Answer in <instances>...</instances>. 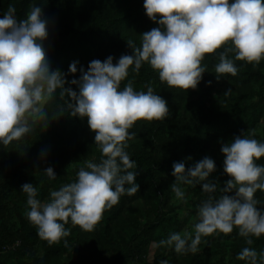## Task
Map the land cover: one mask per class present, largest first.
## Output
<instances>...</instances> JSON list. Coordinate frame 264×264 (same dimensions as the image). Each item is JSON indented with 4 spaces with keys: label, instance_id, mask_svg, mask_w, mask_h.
Segmentation results:
<instances>
[{
    "label": "trees",
    "instance_id": "16d2710c",
    "mask_svg": "<svg viewBox=\"0 0 264 264\" xmlns=\"http://www.w3.org/2000/svg\"><path fill=\"white\" fill-rule=\"evenodd\" d=\"M143 3L0 0V17L9 5L16 8L18 19L25 18L32 5L42 7L49 26L48 63L71 81L92 60L112 56L115 64L122 55H131L127 42L139 47L140 35L158 27L145 15ZM222 50L205 55L202 64L207 71L195 90L168 87L146 62L139 72L129 69L121 88L128 80L137 91L151 86L167 102L169 115L163 121H138L129 130L134 136L125 150L136 163L130 171L136 172L138 192L121 196L117 205L103 212L92 231L69 222L67 246L64 240L49 243L38 236L27 217V196L21 192L22 185L33 184L38 198L46 201L50 191L74 182L86 162L98 163L102 158L87 120L73 117L67 106L69 98L61 97L57 90L45 105L46 120L36 122L21 140L0 145V264H244L236 259L244 247L264 251V236L252 238L248 245L238 229L204 237L194 253L177 254L158 246L174 232L193 235L199 205L207 199L199 185L182 186L185 198H176L171 189L174 163L191 157L187 168L205 156L212 158L216 170L210 179L222 188L230 177L223 172L221 142L242 133L264 142V60L234 61L237 75L217 80L215 65ZM73 62H77L75 75L68 73ZM41 153H45L44 159ZM257 163L264 164V158ZM48 167L53 168L55 180L44 174ZM255 198L258 207L264 208V192L258 190Z\"/></svg>",
    "mask_w": 264,
    "mask_h": 264
},
{
    "label": "clouds",
    "instance_id": "9594fccd",
    "mask_svg": "<svg viewBox=\"0 0 264 264\" xmlns=\"http://www.w3.org/2000/svg\"><path fill=\"white\" fill-rule=\"evenodd\" d=\"M143 8L158 27L140 35V46L129 40L131 55H122L115 64L112 56L92 60L71 81L48 63L49 26L42 7L32 5L25 18L18 19L16 8L9 5L0 17V145L21 140L36 122L46 120L45 105L59 90L61 97L69 98L71 115L87 120L102 154L98 163L86 162L74 182L50 191L46 201L38 198L36 186L22 185L28 220L49 243L64 240L67 246L69 222L92 231L103 212L117 205L121 196L139 190L136 172L130 171L136 163L125 150L134 136L129 130L138 121H163L170 110L151 86L137 91L128 80L121 88L130 68L139 72L146 62L168 87L186 91L197 88L207 71L202 64L205 55L218 49L223 50L215 65L217 80L237 75L234 61L264 60V0H144ZM68 73H77V62L69 65ZM220 152L223 172L230 177L222 188L210 179L216 166L208 156L187 168L191 157L173 164L171 189L176 198H185L182 186L199 185L207 199L199 205L193 235L174 232L158 246L185 254L196 252L204 237L234 229L248 245L252 238L264 236V208L258 207L255 198L258 190L264 192V164L257 163L264 158V142L242 133L221 142ZM44 157L41 153L40 158ZM44 174L50 180L57 178L51 167ZM236 259L264 264V251L244 247Z\"/></svg>",
    "mask_w": 264,
    "mask_h": 264
}]
</instances>
